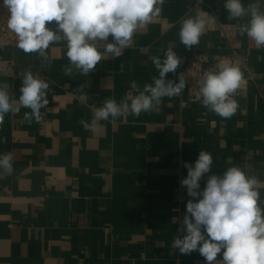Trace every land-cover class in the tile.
Here are the masks:
<instances>
[{
    "label": "crops",
    "instance_id": "obj_1",
    "mask_svg": "<svg viewBox=\"0 0 264 264\" xmlns=\"http://www.w3.org/2000/svg\"><path fill=\"white\" fill-rule=\"evenodd\" d=\"M224 5L165 0L123 55L105 57L87 76L75 68L66 75L65 42L51 44L47 58L19 48L0 52V70L3 62L12 64L0 71L12 98L19 100L25 72L49 84L40 122L25 121L31 110L17 104L19 112L0 125V155L13 157L11 171L0 169V264H193L204 258L172 248L192 199L180 185L187 176L183 163L194 165L200 150L213 157L201 190L208 175L239 166L262 182L264 208V47L240 35L236 26L248 18L228 19ZM198 9L216 21L188 48L179 40L180 21ZM171 47L181 58L166 76L174 82L194 54L228 56L234 47L247 92L236 98L231 118L189 101L184 89L139 117L100 121L94 132L83 128L80 121L91 122L93 108L106 99L119 103L137 94L131 81L141 90L152 84L159 71L151 58L163 59L161 51Z\"/></svg>",
    "mask_w": 264,
    "mask_h": 264
},
{
    "label": "clouds",
    "instance_id": "obj_2",
    "mask_svg": "<svg viewBox=\"0 0 264 264\" xmlns=\"http://www.w3.org/2000/svg\"><path fill=\"white\" fill-rule=\"evenodd\" d=\"M165 0H3L7 9V27L17 38V47L25 53L46 57V50L54 43L65 42L66 56L71 67L81 75L93 72L105 57H120L133 44L135 34L147 27L158 16ZM228 19L247 17L237 25L240 35L264 47V2L253 0L245 6L242 0H225ZM216 18L202 9L180 21L179 40L186 47L198 45L209 23ZM55 25V28L52 27ZM111 37V42H109ZM103 49V51H101ZM153 56L152 63L159 71L152 84L140 89L136 81L130 82L129 92L118 103L106 99L103 106L93 108L91 122L81 120L87 131H96L100 121L110 118L139 117L142 112L157 110L165 97L172 98L183 92L186 80L179 75L178 82L166 79L175 73L181 58L173 47ZM244 83L239 64L223 60L213 70L206 71L200 81L196 99L222 118H231L238 110L234 98ZM49 84L32 72L23 74L19 100L9 94V85L0 83V125L9 113H18L23 106L30 109L24 120L40 122L41 109L48 104ZM13 157L0 155V169L11 171ZM212 155L200 150L194 165L187 162V176L180 181L189 199L186 212L177 229L172 248L183 255L198 251L206 264H264V208L261 205L262 182L248 175L241 167L231 166L223 175H208L203 189L200 181L211 172Z\"/></svg>",
    "mask_w": 264,
    "mask_h": 264
},
{
    "label": "built area",
    "instance_id": "obj_3",
    "mask_svg": "<svg viewBox=\"0 0 264 264\" xmlns=\"http://www.w3.org/2000/svg\"><path fill=\"white\" fill-rule=\"evenodd\" d=\"M8 12L5 7H3V0H0V52L7 48H18L17 38L13 32H11L7 27ZM240 55L235 51L234 47L232 52L228 56H209L204 54H194L186 65L183 71V76L186 80V91L188 94L189 101H197L196 93L200 87V81L202 80L203 74L206 71L213 70L215 66L223 61L229 60L230 62L237 63L240 61ZM12 67L10 62H3L0 71L8 70ZM244 78V77H243ZM247 92V78H244V83L241 88L238 89L234 98L245 95ZM222 260V258H217V262ZM193 264H206L205 258L195 259Z\"/></svg>",
    "mask_w": 264,
    "mask_h": 264
}]
</instances>
